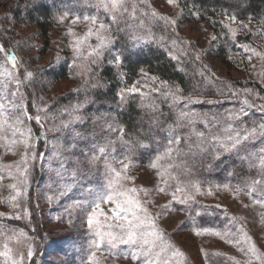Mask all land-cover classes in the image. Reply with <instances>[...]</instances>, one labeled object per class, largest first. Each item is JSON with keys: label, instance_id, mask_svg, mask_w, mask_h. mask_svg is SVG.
I'll list each match as a JSON object with an SVG mask.
<instances>
[{"label": "rangeland", "instance_id": "1", "mask_svg": "<svg viewBox=\"0 0 264 264\" xmlns=\"http://www.w3.org/2000/svg\"><path fill=\"white\" fill-rule=\"evenodd\" d=\"M13 2V0H0V45H3L4 49L15 48L21 57L22 68L17 75L25 86L21 83L19 94L23 96V103L26 104V113L33 117L31 120L25 119V124L32 129L35 143L32 151L36 153L37 159L30 164L27 196L21 198L19 208H13L7 202L9 196L13 194L12 189L7 186L15 181L8 177L7 173L15 172V163L21 159L24 147L22 144H16L9 150L5 145L11 139L10 131L0 134L7 136V139L0 140V165H13L11 169L6 167L0 169V176L4 177L0 180V214H2L0 215V251L4 250L3 245L7 243L11 248L12 258L18 260L23 255V264H88V257L94 250L91 244L94 237L87 231L85 213L77 207L76 202L89 200L88 189L97 186L102 180L103 160L95 165L87 163L88 156L93 150L92 146L94 144L103 146L107 140L113 139L116 141L115 155L119 157L127 154L133 161L127 174L135 179L129 182L128 186L149 190L147 194L140 192L139 199L157 218L156 224L166 234V239L185 254L186 264H235V261L247 264V257L239 247L228 242L239 236L236 225L243 226L259 252L264 253V208L253 203V198L264 199V195L259 191L254 193L253 197L246 194V185L251 180L227 179L225 167L221 165L222 162L219 163V160L229 157V154H222L219 159H215L214 154L201 152L194 147L190 148L187 140L182 141L181 157L175 163L186 167L178 168L176 171L183 183L200 182L203 194H196L194 201L182 205L172 201L171 190L165 193L159 192L156 171L149 167L150 161L146 163L135 161L129 149L125 148L126 145L119 142V132L108 129L109 124L117 130L122 128L115 121L114 116L100 113L103 107L94 101L87 104L79 102L82 84L90 80L91 75L89 72L70 67L74 59L70 42L74 37L67 34L68 29L71 28L77 36H83L90 26V22L82 19L83 16L95 15L106 24H111L112 33L127 31L130 37L133 33L145 35L150 32L157 38L156 43H151L153 48L163 49L166 54L167 49L172 48L171 41L175 39L177 46L174 52L179 59L192 57L195 68L199 69L197 73L200 79L208 83L212 91L208 88L210 95L206 97L201 94L187 97L193 100L212 101V103H191L187 108H184L183 104L171 106L160 93H150L154 110L159 109L158 105L171 109L172 117L175 119L169 118L170 122H167L163 147L158 150L162 151L167 146L168 128L171 126L169 124L173 125L176 122L177 115L182 109L194 112L201 118L207 117L210 128H206L204 123L199 121L194 125L197 132L205 133V141L210 140L212 135L220 134L228 123H234L241 129L245 127L251 129L264 123V112L259 110L264 106V59L245 52L240 47L247 45L257 52L264 53V24L249 20L231 21L230 27L236 31L235 38L229 32L234 51H227L226 57L222 59L217 57L218 41L213 40L215 35L209 25L204 21L188 20L179 5H169L167 0H143V2L129 0V8L133 3L136 5V19H132L130 15L118 17L115 23L109 19L108 13L97 6V0L36 1L33 3V8L46 6L53 16L52 29L46 35H43L37 26L26 22L18 23L10 12L14 7ZM148 10L155 11L160 16L176 19L177 24L175 26L166 24L165 21L148 15ZM65 13L68 15L61 22L60 17ZM76 16L81 19L73 24L72 21ZM140 21H143L142 25ZM239 22L248 25V30H242ZM118 29L120 30L117 32ZM91 43H96L94 38ZM197 54L199 60L196 59ZM112 59V55L106 52L98 64L91 66L92 75L99 65L119 69L109 63ZM179 59L174 61L178 62ZM77 63L82 61L77 60ZM205 66L214 73V77L205 74L203 71ZM2 68L13 71L5 54L0 52V69ZM62 68L67 70L65 79L57 80L50 77ZM28 71H31L33 76L30 80H25ZM151 76L150 74L145 76L139 69L137 78L124 88H130L136 81H141L136 87L143 92H149L148 88L143 87V82L148 81L151 85ZM3 81L4 77L0 76V98H6L2 102L7 104L13 99L11 93L17 91V86L12 82L4 87ZM159 85L160 81L157 80L154 86ZM217 86H223L224 89L221 92L215 91ZM226 88L231 91H225ZM163 91L164 89H161V92ZM125 96L126 99L136 96L142 106L149 107V110L153 109L147 102L142 103L139 94L125 93ZM116 98V103H123L126 100L121 101L118 93ZM16 99L19 102L20 97L17 96ZM245 99L254 107L248 108L244 105ZM217 105L225 106L217 109L214 107ZM49 106L51 108H48ZM76 106H80L79 112L73 113ZM242 107L248 111V116H243L238 121L228 119L230 113H238ZM105 108L110 111L111 106ZM36 115L41 117L39 124L34 119ZM72 115H80L83 118L82 122L74 126L80 136L75 139V149L64 151L60 146L67 147L70 134L67 130L57 129L62 122L69 121ZM243 122H246L245 126ZM176 134L190 137L192 145L199 143L197 137L191 134L189 126L177 129ZM124 138L128 141L127 145L131 146L129 136L125 134ZM260 148H264V138L257 137L254 142H247L235 158L244 161L247 167H252L249 160H243L241 157L250 156L252 161L258 163ZM196 150L204 156V159L202 157L200 160L201 163L199 161L195 163L190 155V152ZM57 151L67 158L64 167H61V161L53 155ZM41 154H43L42 160ZM77 159L81 163H76ZM205 162L209 164L208 171L202 176L197 169H199L198 165ZM116 166L121 167V165ZM170 183L174 185L176 181ZM223 184H230L232 189L215 187ZM210 185L213 186L211 195L208 194ZM164 186L160 184V187ZM236 186L244 190L237 194L234 190ZM189 191L194 193V189ZM181 195L183 194L177 193V196ZM217 205L220 207H216ZM17 216L20 218L17 219ZM230 217H236L237 220L230 223ZM204 228L219 231L221 234L229 232V235L226 239H221L219 236L207 233L195 234L197 229ZM21 232L26 233V236H21ZM29 245L32 246L34 253L31 259L27 257ZM124 251L126 246L112 251L102 246L101 250L96 252L97 264H143L142 259L134 262L130 256L125 258ZM205 253L208 254L207 259ZM0 264H11V261L6 257H0ZM253 264L258 262L254 261Z\"/></svg>", "mask_w": 264, "mask_h": 264}, {"label": "snow or ice", "instance_id": "2", "mask_svg": "<svg viewBox=\"0 0 264 264\" xmlns=\"http://www.w3.org/2000/svg\"><path fill=\"white\" fill-rule=\"evenodd\" d=\"M141 2H143V0H141ZM128 3L129 0H97V6L109 14V19L113 23L117 22L118 17L129 15L132 19H136V5L133 3L131 8H129ZM167 3L169 5L178 6L177 0H167ZM67 15L68 13H65L64 16H61L60 21L63 22ZM151 15L157 17L159 20L165 21L166 24L172 26L177 24L176 19L160 16L155 11H152ZM80 19L81 17L76 16L72 23L75 24ZM82 19L90 22L88 31L83 36H77L71 28L68 29L67 34L74 37V40L70 42V46L74 53V59L70 67L78 68L83 72H91V66L98 64L106 52L113 57L109 63L116 67H120L124 63V57L123 53L115 47L116 37L111 31V24H106L95 15H85ZM228 19L235 22L237 17L231 15ZM125 22L127 23V21ZM140 23L142 25L143 21H140ZM239 23L242 30H248V25L243 22ZM229 31L232 37L235 38L236 31L231 27H229ZM93 38L96 41L95 44L91 43ZM130 39L134 47L140 44L157 42V38L150 32L145 35H136L133 33ZM162 39L163 38H161V41ZM215 39L216 37L214 36L213 40ZM171 45L172 48L167 49V55L170 59L177 60L179 57L174 52L177 46V40H172ZM240 47H242L245 52H250L264 59V53L257 52L256 49L249 48L247 45H240ZM0 52L5 54L7 61L11 63L13 69V71H9L7 68L0 69V76L4 77L3 86L7 87V85L12 82L17 86V91L11 93L13 99L9 100L7 104L2 102L3 99L6 98H0V134L10 131L11 139L5 145L9 150L16 144H22L24 147V153L21 159L15 163V172L8 171L7 173V176L15 181L7 186L12 189L13 192V194L9 196L7 202L10 203L13 208H19L21 198L26 197L28 193L30 164L37 159L36 153L32 151L35 147L32 129L25 124V119L31 120L33 117L26 113V104L23 103V96L19 94V86L23 81L18 78L15 71L19 63L16 55L6 52L3 45H0ZM184 55H187V53H184ZM196 59L199 60V54L196 55ZM249 59H251V56H249ZM77 60L82 61V63L78 64ZM140 71L145 76L149 75L143 68H141ZM32 76L33 73L31 71L26 72L25 80H30ZM150 80L151 85L148 81L143 82V87L148 88L149 92H143L138 89L136 84H140L141 81H136L132 87L121 89L118 93L119 99L124 101L126 99L125 93L139 94L142 98V103L147 102L154 108V102L150 93H160L170 102L171 106L183 104V107L187 108V105L191 103H212V101L193 100L190 97H184L179 94L181 90L178 87L173 90V88L168 86L166 81L160 82L158 87L154 86L158 80L156 76H151ZM161 89H164V91L161 92ZM17 96L20 97L19 102L16 99ZM243 104L247 105L248 108L254 107L247 99L243 101ZM79 107L80 106H76L73 109V113H78ZM259 110L264 112V106H261ZM16 113H19V115ZM248 114V111L242 107L238 113H230L228 119L231 121H238L241 120L243 116H248ZM34 119L38 124L41 121L40 115H36ZM82 119L80 115H72L69 121L62 122L57 129L58 131L67 130L70 134V142L67 147L64 148L63 145L60 146L64 151L75 149V139L78 138L80 134L75 131L74 126L82 122ZM198 121L203 122L206 128L211 127L207 117L201 118L194 112L185 111L183 109L180 110L176 122L168 128L169 138L167 140V146L162 151H158L149 163V167L156 171L158 180L157 190L162 193L171 190L170 194L172 201L179 202L182 205L194 201L196 194H203L201 192L200 182L183 183L176 171L178 168L186 167V165L175 163V161L181 157L180 145L182 141L187 140L190 144V148L195 147L201 152L212 153L215 159H219L222 154H239L247 142H254L257 137L264 138V123L259 124L257 127H252L251 129L246 127L241 129L234 123H228L220 134L212 135L210 140L205 141V133L197 132L194 127ZM185 126L191 127V134L197 137L199 143L192 145L190 137H182L176 134L177 129ZM108 129L110 131H118L120 134L119 142L124 145L128 144V141L125 140L123 135V128L117 130L109 124ZM3 139H7V136L0 135V140ZM36 139L38 141V138ZM115 143V140L109 139L103 146L97 144L92 146L93 150L91 155L88 156L87 163L95 165L98 161L103 160L102 180L97 186L88 189L89 200L76 202L77 207L85 213L87 231L92 233L94 237L91 242L94 250L88 257V264H97L96 252L101 250L102 246H106L110 251L119 249L121 246H126V251H124L125 258L130 256L134 262H139L142 259L143 264H186L185 254L171 241L166 239V234L156 224L157 218L150 213L149 209L139 199L140 192L147 194L149 190L143 187L138 189L134 186H128V183L135 179L127 174L128 170L133 165V161L127 154L119 157L116 156ZM140 146L144 148L149 147L147 144H142ZM85 154L86 156L88 155L87 150H85ZM53 155L61 161V167H64L67 158L63 156L60 151H57ZM42 159L43 154H41V160ZM241 159L249 160L251 166L258 168L261 173V177L247 183L246 194L249 197H253V194L259 191L264 195V148L259 149V155L257 156L258 163L252 161L250 156H244L241 157ZM75 162L81 163L78 159ZM116 165H121V167L118 168ZM5 167L11 169L13 165H0V169ZM73 175H75V173H73ZM3 178V176H0V180ZM170 181H176V183L173 185ZM160 184L165 186L160 187ZM212 187L213 186L210 185L208 188L209 195L212 194ZM215 187H223L228 190L232 189L230 184L215 185ZM189 189H194V193L190 192ZM234 190L238 194L244 189L236 186ZM177 193H182L183 195L177 196ZM253 203L264 208V199L253 198ZM216 207L219 208L220 205ZM245 207H247V205H245ZM109 213L111 214L109 215ZM25 214H27L26 209ZM16 218L19 219L20 217L17 216ZM236 220V217L229 218L230 223ZM236 232L239 234L238 238L235 240H228V242L239 247V250L247 257V264H253L254 261L258 262V264H264V253L259 252L251 236L248 235L243 226L236 225ZM204 233L219 236L221 239H226L229 235V232L221 234L219 231L209 228L197 229L195 231L196 235ZM20 235L26 236V233L21 232ZM9 239H11V237ZM3 249V251H0V257L8 258L11 264H23V255H21L18 260L12 258L10 255L11 248H9L7 243L3 245ZM33 254L32 246L29 245L27 257L31 259ZM207 255L208 254L205 253L206 259ZM215 255H220V253H215ZM235 264H240V262L235 261Z\"/></svg>", "mask_w": 264, "mask_h": 264}, {"label": "trees", "instance_id": "3", "mask_svg": "<svg viewBox=\"0 0 264 264\" xmlns=\"http://www.w3.org/2000/svg\"><path fill=\"white\" fill-rule=\"evenodd\" d=\"M13 1L14 7L10 12L18 23L26 22L32 26H37L43 35L51 31L53 25L51 10L46 6L33 8V3L40 0ZM45 1L49 2V0ZM178 5L188 20L204 21L209 25L218 41L217 57L222 59L226 57L227 51H234L229 35V27L231 26L229 16L235 15L236 21L249 20L264 24V0H178ZM147 12L148 15L152 13L151 10ZM114 34L116 37L115 46L122 51L124 63L117 70L113 66L99 65L94 70L93 75L89 72L91 79L82 84L83 87L78 100L86 104L94 101L103 107L100 113H108L114 116L115 121L130 138L129 144L131 146L126 145L125 148L129 149L130 155L135 161L146 163L151 161L154 154L163 147L167 122H170L171 119L175 120L172 117L171 109L158 105V110H154L153 107H150L153 109L149 110V107L140 104L141 102L136 96L128 97L123 103H116L117 93L137 78L141 68L150 75L158 77L160 82L166 81L173 90L178 87L181 90L179 94L184 97L194 94H201L206 97L210 95L209 89L211 87L200 79L197 73L199 69L195 68L192 57L179 59L178 62H175L169 58L163 49L153 48L154 43L140 44L134 47L127 31L118 34L114 32ZM5 50L16 55L19 63L15 71L19 73L22 62L18 51L13 47H6ZM203 71L207 76L214 77V73L210 69L206 68L205 70L203 68ZM50 77L63 80L67 77V70L62 68ZM23 84L25 86L24 82ZM223 89V86H217L215 91L221 92ZM225 91L231 90L226 88ZM108 105L111 106L110 111L105 108ZM224 106L217 105L214 107L219 109ZM246 122H243L244 126ZM247 125L250 126L249 122ZM142 144H147L149 147H141ZM190 155L194 158L195 163L200 162L202 157L204 159L203 154H200L198 150L190 152ZM235 155V153L229 154V157L219 160V163L222 162L221 165L225 167L227 179L245 181V179L253 180L261 177L258 168L247 167L248 165L244 161L237 160ZM206 162L198 165L199 169L197 170L202 176H205L208 171L209 164L207 165L208 162Z\"/></svg>", "mask_w": 264, "mask_h": 264}]
</instances>
